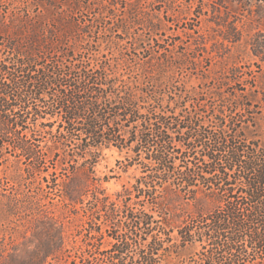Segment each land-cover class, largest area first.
I'll return each instance as SVG.
<instances>
[{
  "label": "trees",
  "instance_id": "trees-1",
  "mask_svg": "<svg viewBox=\"0 0 264 264\" xmlns=\"http://www.w3.org/2000/svg\"><path fill=\"white\" fill-rule=\"evenodd\" d=\"M2 4L0 183L19 187L0 191V264H264V0L166 12L198 35L189 52L143 0ZM106 148L142 157L113 197Z\"/></svg>",
  "mask_w": 264,
  "mask_h": 264
},
{
  "label": "rangeland",
  "instance_id": "rangeland-1",
  "mask_svg": "<svg viewBox=\"0 0 264 264\" xmlns=\"http://www.w3.org/2000/svg\"><path fill=\"white\" fill-rule=\"evenodd\" d=\"M143 3H145V5H147V7L145 9L151 10V8H154L155 12L157 14H159V17L164 18V21L167 24V30H166V36H163V38H165L164 41H162L164 43V45L168 44V43H180V47L177 48L179 51H186L189 52V49H185V47L188 44H191L192 47H194V42H197L199 40V37L196 33L193 34V37L188 36L187 34L184 35L183 34V23L181 18L179 17H175V16H170V14H168L166 16V12H177L178 10H180L183 5L186 3V0H175V3L173 5L172 10H168L166 5L164 3H156L154 5V7H150L148 5V0H143ZM6 5L2 4L0 5V11L1 13H3V11L5 10ZM207 21L202 23L203 28H208L207 27ZM172 37V38H171ZM195 39V40H193ZM126 44H128V42H125ZM100 48H102V51L105 52L106 51V47L105 44L102 43L100 45ZM199 52V51H198ZM218 62H216V59H213L210 62H206L204 63L205 67H215L218 66L217 65ZM202 68H199L198 70H193V69H186V68H174L173 72H174V76L176 77V79H178L180 82L185 81L186 82V86H195L196 88H201L202 86L199 84V76L202 73ZM126 71V70H125ZM129 72V71H126ZM128 76V74L124 75V77L126 78ZM206 101L208 103H210V99L209 97L206 99ZM187 106L190 108V102L187 101ZM46 129H49L48 126L44 127V128H40L41 131V138H40V143L43 144L45 140L50 138V134L45 133L44 131ZM144 154L142 153L141 156H143ZM21 158V156L16 153L13 150H6L4 151V165H11L10 163L15 161V160H19ZM142 157H140L139 159H135L134 161L127 158L126 155L122 152L119 153L117 151V149L115 148H106L101 152V156L99 158V161L95 167L96 169V174L98 176H106L107 180L102 182V187L105 188L106 192L108 194H110L112 197L114 196V193L117 191H122L124 186H130L131 183L135 182L136 177L141 174L139 166H138V161L141 159ZM133 163V164H132ZM19 165L21 167L24 166V162L20 160ZM20 189L24 192H28L30 193L32 190H34V187L36 186V182L35 183H29V181H25L24 183H22L20 185ZM19 185H17V183L13 182V180L11 179H4L1 183H0V191L2 193L5 194H10L12 192H14L16 188H18ZM142 199V197H135V195H131V201L132 202H137V206H140L141 202L140 200ZM74 216H76L75 214H73Z\"/></svg>",
  "mask_w": 264,
  "mask_h": 264
}]
</instances>
